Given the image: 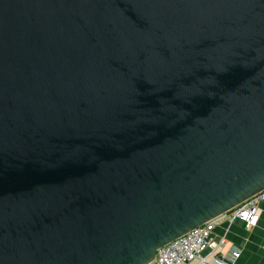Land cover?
Instances as JSON below:
<instances>
[{"label": "water", "instance_id": "1", "mask_svg": "<svg viewBox=\"0 0 264 264\" xmlns=\"http://www.w3.org/2000/svg\"><path fill=\"white\" fill-rule=\"evenodd\" d=\"M264 191V0H0V264H149Z\"/></svg>", "mask_w": 264, "mask_h": 264}, {"label": "built area", "instance_id": "2", "mask_svg": "<svg viewBox=\"0 0 264 264\" xmlns=\"http://www.w3.org/2000/svg\"><path fill=\"white\" fill-rule=\"evenodd\" d=\"M263 201L264 191L161 247L149 264H188L194 260L204 262L206 250H216L225 243L223 237L213 240L215 228L222 222L233 221L242 222L247 229L253 228L259 220V205ZM238 256V252L232 253L233 259ZM217 262L221 263V260Z\"/></svg>", "mask_w": 264, "mask_h": 264}, {"label": "crops", "instance_id": "3", "mask_svg": "<svg viewBox=\"0 0 264 264\" xmlns=\"http://www.w3.org/2000/svg\"><path fill=\"white\" fill-rule=\"evenodd\" d=\"M213 240L223 237L225 243L216 250H206L204 262L194 260L188 264H264V201L259 205L257 224L247 229L242 222H222L214 230ZM239 256L232 258V253ZM221 260L217 262V260Z\"/></svg>", "mask_w": 264, "mask_h": 264}]
</instances>
